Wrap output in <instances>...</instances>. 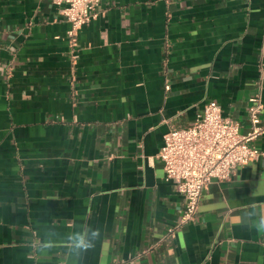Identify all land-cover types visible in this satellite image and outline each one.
Wrapping results in <instances>:
<instances>
[{"label": "crops", "instance_id": "1", "mask_svg": "<svg viewBox=\"0 0 264 264\" xmlns=\"http://www.w3.org/2000/svg\"><path fill=\"white\" fill-rule=\"evenodd\" d=\"M95 13L72 39L52 0H0V264H264L250 217L264 156L210 182L173 238L184 199L157 157L210 100L245 132L258 94L264 121V0H99ZM97 228L93 248L71 250V233Z\"/></svg>", "mask_w": 264, "mask_h": 264}, {"label": "built area", "instance_id": "2", "mask_svg": "<svg viewBox=\"0 0 264 264\" xmlns=\"http://www.w3.org/2000/svg\"><path fill=\"white\" fill-rule=\"evenodd\" d=\"M52 1L70 23L68 35L72 39L79 28L95 18V7L99 2ZM250 100V127L245 132L240 131L238 121L224 117L220 105L210 100L203 105L192 124L172 126L164 134L157 157L162 161L164 179L173 182L184 199L179 220L167 227L166 238H173L179 226L194 219L202 191L210 182L227 180L237 166L264 156V149L252 143L264 134V121L259 114L262 102L258 94Z\"/></svg>", "mask_w": 264, "mask_h": 264}, {"label": "clouds", "instance_id": "3", "mask_svg": "<svg viewBox=\"0 0 264 264\" xmlns=\"http://www.w3.org/2000/svg\"><path fill=\"white\" fill-rule=\"evenodd\" d=\"M258 190H254L251 195L255 197ZM252 227L258 234H264V210H259L258 205L250 210ZM100 237V229H90L85 231L73 232L68 236L69 247L76 253L87 252L95 246V241ZM45 249L53 247L52 242L48 241L43 244ZM107 249L105 248V251Z\"/></svg>", "mask_w": 264, "mask_h": 264}]
</instances>
